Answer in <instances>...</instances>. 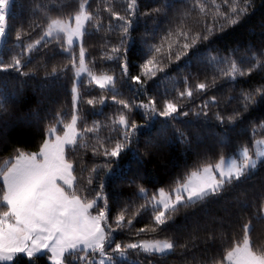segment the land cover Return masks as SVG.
I'll return each mask as SVG.
<instances>
[{"label": "trees", "instance_id": "1", "mask_svg": "<svg viewBox=\"0 0 264 264\" xmlns=\"http://www.w3.org/2000/svg\"><path fill=\"white\" fill-rule=\"evenodd\" d=\"M232 2L241 6L246 4L248 10L241 14L236 24H227L222 29L220 24L223 17H217L212 33L194 46L192 51L200 49L196 56L189 51L179 60H167L166 54L161 53L159 58L167 62V67L162 66L156 77L147 80L144 92L134 82L125 80L123 85L118 84L115 90L117 95L146 99L148 94H152L159 101L163 97L173 96L176 89H182L185 77L189 78L190 84L197 76L203 80L201 72L205 68L209 82L213 77L217 78L215 86L207 90V96L195 97L194 93V103L189 106L195 111L186 117H179L174 122V128L164 126L167 118L155 116L147 119L142 109L133 112L139 126L133 149L122 156L118 168L113 165L114 171L104 176L113 215L122 206L135 210L144 203V197L138 192L134 194L133 187L127 183L128 177L139 173L143 178L140 183L150 196L158 194L161 187L166 192H174L176 182L186 179L203 164L217 163L221 157L237 156L242 148L251 150L258 140L264 139V103L260 102L259 96L255 104L244 99L245 92L264 85V73L259 68L264 60L260 55L264 51V0ZM127 3L128 0H9L5 12L4 38L0 44V58L4 59L0 63L6 62L14 50L23 48L25 41L38 38L51 23L49 16L67 21L79 15L86 4L93 18L88 20L81 42L75 46L68 47L65 37L58 36V40L57 37L45 38L36 50L25 53L23 71L26 74L12 69L0 71V104L3 105L0 107V166L18 151L41 150V142L47 138L49 125L57 121H70L74 111L81 116L78 125L104 122L112 116L118 107L113 102L106 101L104 105L95 106L86 103L87 99L102 91L94 84L87 83V75L78 82L81 102L73 105L71 84L77 81L70 61L75 60L79 67L81 49L86 48L88 71L120 75V63L103 58V52L111 51V43L117 42L118 36L122 35L117 31L116 18L106 11V5L111 4L116 10H122ZM140 3L144 9L163 4L167 10V15L154 20L139 17L132 26V36L129 38L132 57L130 72L141 74L142 79L147 78L137 65L147 59L149 48L158 43L164 29L169 26V20L173 26L182 24L192 32H202L206 25L212 24L216 6H220V11L225 8L223 0H199L205 6L203 12L198 5L193 11L194 0H140ZM97 7L99 11H96ZM42 10H46L49 16ZM98 17L101 20L99 27H96L94 22ZM18 32L21 33L19 40L16 38ZM220 57L225 58L224 63H218ZM229 58L242 67L254 66V71L244 77L221 75ZM211 96H215L216 100L211 101ZM205 100L209 101L207 118L196 114L204 107ZM245 103L248 109L237 120L222 123L215 118L216 113L227 117L234 110L243 109ZM56 126L63 128L62 123ZM111 134L106 126H102L100 136ZM96 135L89 133L83 140L79 138L71 151L66 150V155L74 161V174L77 176L75 187L80 191H86V186H95V182L88 185L90 171L94 165L103 163L102 158L92 151ZM262 192L264 161L258 164L255 172L247 173L215 199L179 208L166 225L160 226L162 231L158 229L153 232L149 228L141 232L145 225L154 223L150 202L132 220L131 225L126 224L114 232L116 240L127 242L170 238L183 244L191 235L192 243L163 255L130 249L126 259L118 257L120 264H208L210 258L226 261L228 243L244 237L249 240L253 254L264 261V212L259 210ZM4 207L0 200V210ZM241 209L245 222L250 224L251 230L247 233L235 224ZM210 229L216 232L215 241L207 237ZM17 264H29V261L21 256ZM37 264L50 263L45 255H41Z\"/></svg>", "mask_w": 264, "mask_h": 264}, {"label": "snow or ice", "instance_id": "2", "mask_svg": "<svg viewBox=\"0 0 264 264\" xmlns=\"http://www.w3.org/2000/svg\"><path fill=\"white\" fill-rule=\"evenodd\" d=\"M223 3L224 10L220 11V6H216V15L213 16L212 24L205 26L202 30L203 34L199 31L192 32L182 24L173 26L172 21L169 20V26L164 29L158 43L149 48L147 59L137 65L147 79H142L141 74L130 72L131 29L139 17L154 20L158 16L167 15L165 6L161 4L159 7L144 9L140 0H128L122 10H116L111 4L106 5V11L111 14V17L116 18L117 31L122 35L118 36L117 42L111 43V51L103 52V58L120 63V75L88 71L86 48L81 49V67L76 66L75 60L70 63L73 66L75 80L78 81L87 72V83L94 84L102 90L101 94L86 100L88 105H104L106 101H111L118 107L110 118H106L104 122L93 121L91 125L86 122L78 125L81 116L74 111L70 121L56 122V124H63L62 129L56 124L49 125L47 138L41 142L42 151H18L14 157H10L0 166V200L5 205L3 210H0V264H17L21 256L27 258L29 264H37L39 254L44 250L49 254L46 259L50 261V264H97L94 258L96 254L100 257L98 264H120L118 257L128 255L130 249L163 255L177 247H187L192 243L191 235L183 244L170 238L123 242L114 238V232L126 224L131 225L132 220L150 202L154 223L145 225L140 231L144 232L149 228L153 232L158 229L162 231L160 226L166 225L179 208L215 199L229 186L246 176L251 169L257 167L258 160L264 158V139L256 142L255 153L250 152L247 147L242 148V159L239 161L233 158L230 164H225L224 158L221 157L217 163L203 164L196 171H192L186 179L176 182L174 193L166 192L161 187L158 194L150 196L148 190L140 183L143 178L139 173L128 177L127 183L133 187L134 194L138 192L144 197V203L139 204L135 210L122 206L113 215L106 192L104 176L114 171L113 165L118 168L122 156L126 154V151L133 149L135 134L139 131L133 112L142 109L147 119L155 116L167 118L164 126L174 128V122L179 117H186L190 112L195 111L189 106L194 103V93L195 97L207 96V90L215 86L217 78L213 77L209 82L205 68L201 72L204 76L203 80L197 76L190 84L189 78L185 77L182 81V89H176L173 96L163 97L159 101L152 94H148L146 99L117 95L115 90L118 84L123 85L127 80L134 82L142 92L146 91L147 80L156 77L162 66L167 67V62L159 58L161 53L166 54L167 60H179L187 52L192 51L199 41L207 39L216 27L217 17H223V22L220 24L222 29L227 24H236L241 14L248 10L246 4L241 6L233 3L232 0H223ZM197 5L203 12L205 6L199 3V0H194L193 11ZM42 11L49 16L46 10ZM96 11H99V7ZM82 15L81 25L93 18L86 4ZM49 19L51 23L38 38L30 42L25 41L23 48L14 50L6 62L0 63V71L6 72L12 69L26 74L23 71L24 54L36 50L46 37L54 34L57 27L60 31L67 30V24L58 17L49 16ZM100 20L101 17L95 18L94 26L99 27ZM111 24L110 20L109 27ZM3 34L0 30V37ZM20 37L21 33L18 32L17 40ZM174 46L175 51H173ZM107 47L105 45V49ZM199 51L200 49H195L192 55L196 56ZM260 55L264 57V51ZM3 59L0 58V60ZM224 62L225 58L220 57L218 63ZM64 67L66 68L67 65ZM259 68L264 73V60L259 64ZM253 71L254 66L242 67L229 58L227 67L222 69L220 74L234 78L247 76ZM55 72L54 67L53 73ZM71 93L72 103L75 106L81 102V90L78 83L71 84ZM257 96L260 102L264 103V85L244 93L245 101L252 104L257 103ZM210 100L215 101L216 97L211 96ZM208 102L203 101L204 107L196 113L198 116L207 118ZM0 107L3 105L0 104ZM247 109L248 104L245 103L243 109L234 110L233 114L227 117L216 113L215 118L222 123L235 121ZM102 126H106L112 134L100 136ZM89 133L97 134L92 151L102 158L103 163L94 165L90 171L88 185L95 182V186L91 188L86 186V191H80L75 187L77 176L74 174V161L66 155V150L71 151L73 146L77 145L78 138L83 140ZM180 135L183 136V133ZM259 210L264 212V192L261 193ZM235 224L245 233L251 230L250 224L245 222L243 209L238 211ZM207 237L215 241V230H208ZM244 240L246 237L240 241L228 243L225 253L226 261L210 258L208 264H241V261L249 254L247 243L242 242Z\"/></svg>", "mask_w": 264, "mask_h": 264}, {"label": "rangeland", "instance_id": "3", "mask_svg": "<svg viewBox=\"0 0 264 264\" xmlns=\"http://www.w3.org/2000/svg\"><path fill=\"white\" fill-rule=\"evenodd\" d=\"M8 4H9V0H0V30L3 31V33H5V12L7 10V7H8ZM79 17V18H78ZM83 20V15H82V12L77 15L75 18L73 19H69L67 21H64L66 24H67V30L66 31H60L59 28L57 27V30L54 32V34L51 36V37H46V39H52V38H55L57 36H64L65 37V41L68 45V47H73L75 46L76 44L80 43L81 40H82V36H83V33H84V30H85V26L88 22L84 23L83 25H81V21ZM3 38H4V34L2 35V37H0V44L2 43L3 41ZM71 41V42H69ZM79 67H81V65L79 64ZM87 75V72L82 75L79 80L77 81V83L80 81V79ZM97 87V86H96ZM79 139V138H78ZM78 142V140H77ZM257 150V143H255L253 149L250 150V152L252 153H255ZM42 151V149H41ZM235 158L237 159L238 161L242 159V156H241V150L237 153V156H232V157H228V158H224V162L225 164H230L231 163V160ZM261 161H264V158H260L258 160V164L261 162ZM257 164V166H258ZM257 170V167L254 168V169H251L248 173H251V172H255ZM174 193V192H173ZM143 196V195H142ZM264 215V214H263ZM246 243H247V246H248V256L245 257L242 261H241V264H264V261L262 260V258H259V259H256L255 257H257L256 255L253 254V252L250 250L249 248V240L247 239L246 240ZM172 252V250L170 251ZM170 252H167L166 254L170 253ZM159 254V253H158ZM41 255H49L47 253L46 250L42 251L39 256ZM95 260L98 264L99 262V255L96 254L95 255ZM121 259H126L127 258V255L126 256H123V257H120ZM50 263V261H49Z\"/></svg>", "mask_w": 264, "mask_h": 264}, {"label": "crops", "instance_id": "4", "mask_svg": "<svg viewBox=\"0 0 264 264\" xmlns=\"http://www.w3.org/2000/svg\"><path fill=\"white\" fill-rule=\"evenodd\" d=\"M249 248H250V243H249ZM250 250H251V248H250Z\"/></svg>", "mask_w": 264, "mask_h": 264}]
</instances>
